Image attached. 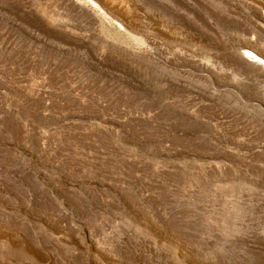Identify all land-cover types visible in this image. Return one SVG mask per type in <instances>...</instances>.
Returning a JSON list of instances; mask_svg holds the SVG:
<instances>
[{"label": "rangeland", "instance_id": "374dc122", "mask_svg": "<svg viewBox=\"0 0 264 264\" xmlns=\"http://www.w3.org/2000/svg\"><path fill=\"white\" fill-rule=\"evenodd\" d=\"M264 0H0V264H264Z\"/></svg>", "mask_w": 264, "mask_h": 264}, {"label": "bare ground", "instance_id": "6f19581e", "mask_svg": "<svg viewBox=\"0 0 264 264\" xmlns=\"http://www.w3.org/2000/svg\"><path fill=\"white\" fill-rule=\"evenodd\" d=\"M244 57L247 58V60L250 63L260 64V65H262L264 67V61L262 59H260L257 55H255L254 53L249 52V51H245L244 52Z\"/></svg>", "mask_w": 264, "mask_h": 264}]
</instances>
